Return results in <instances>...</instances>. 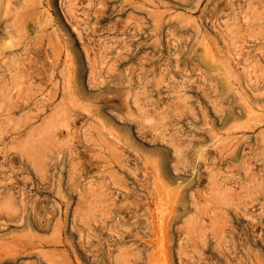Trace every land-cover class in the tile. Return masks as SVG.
Segmentation results:
<instances>
[{
    "label": "rangeland",
    "instance_id": "rangeland-1",
    "mask_svg": "<svg viewBox=\"0 0 264 264\" xmlns=\"http://www.w3.org/2000/svg\"><path fill=\"white\" fill-rule=\"evenodd\" d=\"M159 255L264 264V0H0V264Z\"/></svg>",
    "mask_w": 264,
    "mask_h": 264
},
{
    "label": "bare ground",
    "instance_id": "bare-ground-1",
    "mask_svg": "<svg viewBox=\"0 0 264 264\" xmlns=\"http://www.w3.org/2000/svg\"><path fill=\"white\" fill-rule=\"evenodd\" d=\"M160 247V246H159ZM164 247V246H163ZM161 248V247H160ZM159 248V249H160ZM163 249V248H162ZM161 249V250H162ZM167 251V250H166ZM162 252V251H161ZM165 252V251H164ZM163 252V253H164ZM168 252V251H167ZM166 253V252H165ZM178 255L180 256V259H181V256H182V252L180 251V250H178ZM158 260V259H157ZM159 264H170L169 263V260H168V258H166V257H163V255L162 256H160L159 255Z\"/></svg>",
    "mask_w": 264,
    "mask_h": 264
}]
</instances>
